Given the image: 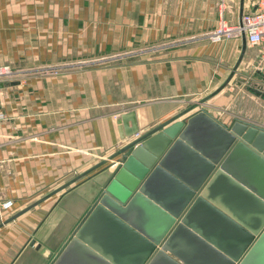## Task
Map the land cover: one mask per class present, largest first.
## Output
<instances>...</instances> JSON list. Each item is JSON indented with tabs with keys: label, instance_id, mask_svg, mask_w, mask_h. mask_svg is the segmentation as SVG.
<instances>
[{
	"label": "crops",
	"instance_id": "crops-1",
	"mask_svg": "<svg viewBox=\"0 0 264 264\" xmlns=\"http://www.w3.org/2000/svg\"><path fill=\"white\" fill-rule=\"evenodd\" d=\"M250 9L248 0H226L223 13L214 0H0V65L61 67L0 88V202L12 201L0 210V264H48L62 247L118 167L108 158L128 139L116 115L133 110L139 134L199 108L264 127L247 113L264 99L242 92L248 51L260 48L245 40L213 94L243 40L206 38Z\"/></svg>",
	"mask_w": 264,
	"mask_h": 264
},
{
	"label": "water",
	"instance_id": "water-1",
	"mask_svg": "<svg viewBox=\"0 0 264 264\" xmlns=\"http://www.w3.org/2000/svg\"><path fill=\"white\" fill-rule=\"evenodd\" d=\"M176 119L139 134L133 110L115 116L120 164L48 264H264V127Z\"/></svg>",
	"mask_w": 264,
	"mask_h": 264
},
{
	"label": "built area",
	"instance_id": "built-area-1",
	"mask_svg": "<svg viewBox=\"0 0 264 264\" xmlns=\"http://www.w3.org/2000/svg\"><path fill=\"white\" fill-rule=\"evenodd\" d=\"M219 11L224 12L226 0H214ZM250 10L244 11L238 22L230 23L221 18L218 24L206 38L212 43H219L226 39L241 38L242 34L249 46L259 47L264 52V0H248ZM15 70L7 65H0V82H7L13 79ZM3 114L0 112V120ZM12 206L11 200L0 202V210L4 211Z\"/></svg>",
	"mask_w": 264,
	"mask_h": 264
},
{
	"label": "rangeland",
	"instance_id": "rangeland-1",
	"mask_svg": "<svg viewBox=\"0 0 264 264\" xmlns=\"http://www.w3.org/2000/svg\"><path fill=\"white\" fill-rule=\"evenodd\" d=\"M249 55H250V59H249V64H248V73L246 75V79L244 80V87H246L244 89V87L242 88V92L245 93V92H249V89L248 88H257L258 90L262 89V87H264V62H260L258 61L259 60V55L262 54L261 53V50L260 49H252L250 48L249 49ZM132 54H134L135 52H131ZM131 53H128V55H130ZM124 55H127V54H121V55H114V56H111V57H105V58H101L100 60H93V62L95 64H110V63H115V62H118L120 61L121 57H126ZM136 55V54H134ZM90 62H87V63H84V64H89ZM92 63V62H91ZM9 66L11 69H14L15 70V73H14V76H13V79L12 80H9L7 82H2V83H8V82H11V81H15V80H21L23 79V77H30V76H37V75H41V74H45V75H50V74H55L58 72H60L61 70V67L59 66H56V65H53V66H43L41 69H37V70H34L31 72V71H23L21 70L20 68H13L12 66L10 65H7ZM263 91V90H261ZM251 93V95L253 96L254 94L252 92H249ZM203 94H200V95H197L196 99H197V102L200 101L201 99V96ZM205 101V100H204ZM197 105V104H196ZM1 112V111H0ZM2 113V112H1ZM250 116L252 117H264V110L262 111H259V110H256V109H251L247 112ZM3 114V113H2ZM3 119H4V115H3ZM110 160H114L113 159H110ZM120 164V160H115L113 162L112 165H115L116 167Z\"/></svg>",
	"mask_w": 264,
	"mask_h": 264
}]
</instances>
